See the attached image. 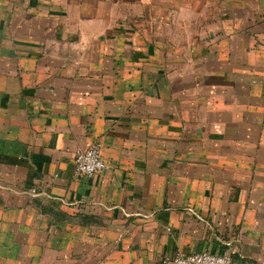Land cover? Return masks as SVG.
I'll use <instances>...</instances> for the list:
<instances>
[{"label": "crops", "instance_id": "1", "mask_svg": "<svg viewBox=\"0 0 264 264\" xmlns=\"http://www.w3.org/2000/svg\"><path fill=\"white\" fill-rule=\"evenodd\" d=\"M201 251L264 264V0H0V264Z\"/></svg>", "mask_w": 264, "mask_h": 264}, {"label": "built area", "instance_id": "2", "mask_svg": "<svg viewBox=\"0 0 264 264\" xmlns=\"http://www.w3.org/2000/svg\"><path fill=\"white\" fill-rule=\"evenodd\" d=\"M100 147L99 143H93L88 148L76 152L73 164L74 176L89 178L106 168ZM162 261L171 264H241L227 253L215 254L209 251L176 253L172 257L164 256Z\"/></svg>", "mask_w": 264, "mask_h": 264}]
</instances>
